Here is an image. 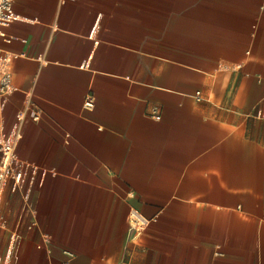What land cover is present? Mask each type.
Returning a JSON list of instances; mask_svg holds the SVG:
<instances>
[{
  "label": "crops",
  "instance_id": "0c3cea01",
  "mask_svg": "<svg viewBox=\"0 0 264 264\" xmlns=\"http://www.w3.org/2000/svg\"><path fill=\"white\" fill-rule=\"evenodd\" d=\"M14 12L0 124L25 120L2 262L264 264V0Z\"/></svg>",
  "mask_w": 264,
  "mask_h": 264
},
{
  "label": "built area",
  "instance_id": "2783aa9c",
  "mask_svg": "<svg viewBox=\"0 0 264 264\" xmlns=\"http://www.w3.org/2000/svg\"><path fill=\"white\" fill-rule=\"evenodd\" d=\"M18 0H0V36L16 19L14 6ZM11 57L0 49V100H4L13 90L12 74L9 70ZM197 94L196 97H199ZM86 106H91L88 104ZM153 115L157 116V110H153ZM34 120L38 119V113L33 114ZM159 120L160 118L157 117ZM25 120V114L19 119V124L10 132H6L5 127L0 124V152L2 154L0 161V200L3 193V184L9 180H19V176L14 172L16 162V148L22 139V123ZM141 220L132 217L130 230L136 232L139 230ZM0 226H4V220L0 217ZM0 264H5L0 259Z\"/></svg>",
  "mask_w": 264,
  "mask_h": 264
}]
</instances>
